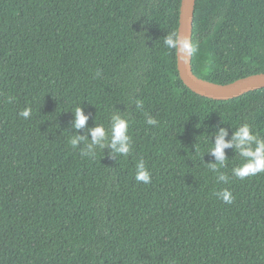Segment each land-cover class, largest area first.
Masks as SVG:
<instances>
[{"label": "trees", "instance_id": "16d2710c", "mask_svg": "<svg viewBox=\"0 0 264 264\" xmlns=\"http://www.w3.org/2000/svg\"><path fill=\"white\" fill-rule=\"evenodd\" d=\"M181 3L0 0V264H264V172L233 176L235 144L228 183L208 167L220 128L264 138V88L219 100L183 82L164 43ZM192 43L201 78L263 73L264 0H197ZM113 113L131 152L82 157L69 138L104 124L110 139ZM141 158L149 184L135 180ZM225 188L231 204L215 195Z\"/></svg>", "mask_w": 264, "mask_h": 264}, {"label": "clouds", "instance_id": "9594fccd", "mask_svg": "<svg viewBox=\"0 0 264 264\" xmlns=\"http://www.w3.org/2000/svg\"><path fill=\"white\" fill-rule=\"evenodd\" d=\"M164 43L169 50L185 51L189 54L197 51V45L191 43L189 39H181L176 31L171 32L164 38ZM11 97H9V101ZM137 107H141V103L137 102ZM75 122L73 127L81 129L85 127L89 116L85 114L83 108L78 106L74 110ZM19 115L28 119L31 115V109H23ZM148 125H156L158 121L149 116L147 119ZM129 120L119 113H113L110 118V139L109 133L104 124L89 129L91 138L90 140L81 135H74L69 138V143L73 148L80 146L81 142H85L84 147L81 148L82 157H91L95 155L96 149H103L110 147L115 154L127 156L132 148V139L129 135ZM228 135L227 129L220 128L216 134V139L210 147V152L215 156L216 162L209 163V169L214 173H219L217 176L218 182L228 183L229 177L220 172L224 167L227 159L225 149L235 144L239 156L243 158V162L238 166L232 168V175L239 179H244L249 176H255L258 173L264 172V138H260L254 132L252 125L243 123L237 127L231 140L226 139ZM151 172L149 171L145 161L141 158L135 166V180L143 182L144 184L151 183ZM215 195L222 199L225 203L231 204L234 197L231 191L227 188L218 191Z\"/></svg>", "mask_w": 264, "mask_h": 264}, {"label": "water", "instance_id": "95a60500", "mask_svg": "<svg viewBox=\"0 0 264 264\" xmlns=\"http://www.w3.org/2000/svg\"><path fill=\"white\" fill-rule=\"evenodd\" d=\"M197 0H182L178 34L192 43ZM178 70L183 82L194 92L213 99L228 100L249 91L264 88V72L237 79L231 83H217L197 76L193 71V53L177 51Z\"/></svg>", "mask_w": 264, "mask_h": 264}]
</instances>
